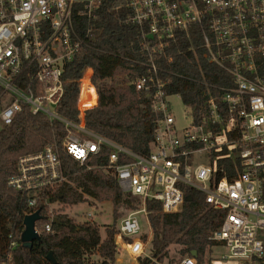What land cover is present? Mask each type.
<instances>
[{
  "label": "built area",
  "instance_id": "1",
  "mask_svg": "<svg viewBox=\"0 0 264 264\" xmlns=\"http://www.w3.org/2000/svg\"><path fill=\"white\" fill-rule=\"evenodd\" d=\"M104 7L138 31L143 72L131 84L151 95L156 114L147 156L86 128L87 112L100 101L91 67L79 79V122L56 113L65 66L91 44L92 22ZM173 50L200 51L230 78L231 85L222 84L207 99L204 116L197 118L180 95L168 93L169 76L177 74L161 63L173 60ZM172 98L191 110L185 128H177ZM25 107L67 128L60 146L21 157L8 179L29 207L67 182L61 152L93 170L90 162L107 147L111 153L102 169L115 176L123 193L141 201L116 230V240L132 255L147 256L152 230L146 202L159 203L162 213L176 212L193 190L225 213L211 239L227 254L213 264H264V0H0V130ZM140 214L150 234L142 232ZM54 219L42 230L51 232ZM16 245L11 242L10 249ZM3 264H13L11 255ZM178 264L197 263L186 257Z\"/></svg>",
  "mask_w": 264,
  "mask_h": 264
},
{
  "label": "trees",
  "instance_id": "2",
  "mask_svg": "<svg viewBox=\"0 0 264 264\" xmlns=\"http://www.w3.org/2000/svg\"><path fill=\"white\" fill-rule=\"evenodd\" d=\"M87 23V22H86ZM95 36L63 72L64 95L56 113L73 123L79 122L76 102L79 95V79L87 67L94 70L93 83L100 101L88 111L86 128L91 132L120 145L135 154L147 156L155 139L156 114L151 109V95L136 91L132 80L142 74L139 57L138 31L122 24L120 16L104 7L96 21L92 22ZM173 60L161 64L171 74L169 94H178L187 105L193 107L197 118L208 111L207 99L215 96L217 87L231 85L230 78L217 66L206 62L200 51H171ZM227 84H226V83ZM67 128L57 120L42 114L33 115L28 107L19 112L9 126L0 130V264L11 255L13 264H53L47 259L52 253L55 264H115L117 255L116 230L106 229L102 238L100 227L94 222L76 225L59 209L48 212L46 201L76 206L88 199H111L114 208L138 210L141 201L119 188L115 176L102 167L107 165L110 148L102 152L87 170L78 161L61 152V160L67 182L48 196H42L36 208L28 206L27 198L7 186L8 179L16 174L18 160L41 151L45 146H60ZM179 211L162 213L161 205L147 201L152 236L147 256L138 257L139 264H178L171 258V249L178 247L182 258H192L197 264H206L207 254L220 245L211 237L221 227L225 213L205 203L198 192L187 190ZM49 199V200H48ZM40 210L42 218L36 222L41 230L53 215L57 222L52 231L40 233V240L25 248L21 241L26 215ZM115 212V209H114ZM115 214V213H114ZM147 239V235L143 237ZM16 247L10 249L11 242ZM98 252L99 259L90 257ZM196 252V255H193Z\"/></svg>",
  "mask_w": 264,
  "mask_h": 264
},
{
  "label": "rangeland",
  "instance_id": "3",
  "mask_svg": "<svg viewBox=\"0 0 264 264\" xmlns=\"http://www.w3.org/2000/svg\"><path fill=\"white\" fill-rule=\"evenodd\" d=\"M170 102L172 104V114L175 116L177 121V128L182 129L187 127L190 123L191 110L186 107L179 98H172ZM46 205L48 206L49 213L56 214L59 209L64 210V212L76 225H81L85 222L96 223L100 227L102 238H105L106 236V229L114 228L115 230H117L120 221L133 212L132 210L126 209L124 207H118L117 209L114 208L111 199L107 198L102 201L88 199L87 202L78 204L76 206L63 205L60 204L59 201L53 203H51L50 201H46ZM137 218L139 219L142 225V232L150 234V227L147 224L145 216L143 214H140L137 216ZM116 244L117 255L115 264H139L137 259L138 257L142 256L132 255L126 248L127 246L125 247L122 242L116 240ZM170 254L171 258H175L176 263L177 261L183 259H181V256L178 253V247L173 246ZM224 254H227V249L222 245H217L213 247L212 252L207 254L206 256V264L215 263L214 259L216 257L223 256ZM90 259L92 261L98 260V252H95L90 257Z\"/></svg>",
  "mask_w": 264,
  "mask_h": 264
},
{
  "label": "water",
  "instance_id": "4",
  "mask_svg": "<svg viewBox=\"0 0 264 264\" xmlns=\"http://www.w3.org/2000/svg\"><path fill=\"white\" fill-rule=\"evenodd\" d=\"M192 197L188 196L185 198V201H191ZM42 218L40 214V210H36L32 214H28L23 219L24 230L21 234V241L25 248L32 247L33 243L40 240V235L36 232V222H38ZM56 218L53 220V223H56ZM193 255H196V252H193ZM47 259L55 264V260L50 253L47 256Z\"/></svg>",
  "mask_w": 264,
  "mask_h": 264
}]
</instances>
